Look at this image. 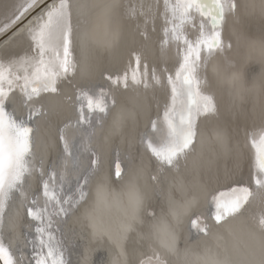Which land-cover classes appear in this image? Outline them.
Listing matches in <instances>:
<instances>
[{
    "label": "bare ground",
    "instance_id": "obj_1",
    "mask_svg": "<svg viewBox=\"0 0 264 264\" xmlns=\"http://www.w3.org/2000/svg\"><path fill=\"white\" fill-rule=\"evenodd\" d=\"M44 1L0 0V38ZM197 1L59 0L0 45V190L22 171L15 125L31 124L34 153L21 194L1 201L5 264L48 250L56 264H264V0H220L217 50ZM187 65L192 89L178 75ZM196 92L212 111L182 151ZM242 189L248 205L215 223V201ZM35 209L61 242L36 258ZM193 217L206 235L190 231Z\"/></svg>",
    "mask_w": 264,
    "mask_h": 264
},
{
    "label": "water",
    "instance_id": "obj_2",
    "mask_svg": "<svg viewBox=\"0 0 264 264\" xmlns=\"http://www.w3.org/2000/svg\"><path fill=\"white\" fill-rule=\"evenodd\" d=\"M59 1V0H45L41 5H39L33 12H31V14H29L24 20H22L17 26H15L12 30H10L7 34H5L4 36H2L0 38V45L6 41L8 38H10L16 31H18L21 27L25 26L34 16L38 15L39 13H41L43 10L48 9L51 7L52 3ZM205 1H211L212 2V6L213 8H209L208 6H205L204 3ZM198 5V6H197ZM197 7L200 9L201 11V16L205 19L209 20V27L211 28V30L213 31V35L210 39V41L208 43H206V49L207 50H217L218 46L220 45V38H219V34H218V30L221 28V23L223 20V9L221 6V1L220 0H198L197 1ZM67 6H63L61 8V10H66ZM65 42H66V51L67 53H69L70 49H71V39H72V35L71 32L65 31ZM68 57L71 56V54H67ZM183 67V66H182ZM190 66H186L183 68V70H180L179 72V77L182 76V74H186V78L185 80H187V82L189 83V85L187 86V88H194L195 87V80L193 78V75L190 71V69L188 68ZM179 80V78H178ZM180 81V80H179ZM176 92H174L175 94ZM175 96H179V93H176ZM194 98H198L201 102V105H197V103L195 104L196 99L194 101V109L189 113L191 119L190 121H188L187 125H186V130H188V138L189 140L187 141L188 145L186 143H184L183 141H177L178 143V147L182 150L185 151L188 148H191L194 143H195V139H196V124L195 121H197V119L199 117L205 116L206 114L210 113L212 111L211 106H210V101L205 98V97H198V93L196 92V94H193ZM181 107H175L173 113L176 114V116H173L175 118H171V121H174L177 119V117L180 115V109ZM174 115V114H173ZM22 125H15L16 129L21 131L22 133V137H23V142L25 145V151L22 154L23 158H22V163L20 165V168L22 169V171L18 172V174L15 176V179L11 182V180L6 184V186L0 190V209H1V201H2V209L4 207V210H6V205L8 204V202L11 200V195L12 193L16 192L18 194H21L20 189L22 188L21 185L23 184L21 182L22 177L24 176V172L29 173L30 171H32L30 168L32 161H33V149H32V128H31V124L29 123H21ZM4 134L6 136H8V132L7 130L4 132ZM178 140V138H177ZM114 167V174L117 176L116 178H119V175L122 172V164L121 162L116 158L115 162L113 164ZM9 169H12V166H9ZM9 169L7 170V174L6 176L3 178V180L5 179H10L11 176V172L9 171ZM254 169L256 172L262 174L264 176V153L259 155L257 154V157L255 158V162H254ZM23 172V174H22ZM20 173V174H19ZM25 177V176H24ZM2 180V181H3ZM256 182V181H255ZM258 183L256 182V185ZM241 195L242 197L239 199V197L235 196V194L231 195V196H223V198L217 199L213 205V210L210 213L211 217L213 218V220L215 221V223L220 224L221 222H223L224 220H227V218H232L237 216L238 214H240L244 208L248 205V202L250 201V192L247 189H242L241 190ZM46 197H48L53 204H57L58 203V198L57 195H55L54 190H48ZM224 200H228L230 201L233 205L232 206H227L224 202ZM33 216L37 219V221H39V229L37 230L38 232V243H39V252L36 253L35 258L37 255H39V253L43 252L45 250V248L48 250L50 248L49 243L54 245L60 244L61 242L59 240V238L57 239L52 231H54V229H52V227L48 224V222H45L44 220H46L47 217V213L46 210H40V209H35L33 210ZM225 218L223 220H221V218ZM189 228L190 231L192 233H194L195 235H206L207 231H208V227L205 224V222L199 218V217H193L190 221L189 224ZM52 230V231H51ZM57 241V242H56ZM44 247V248H43ZM43 248V251H42ZM0 249L2 250V252H4L7 256V258L9 259L8 261H10V256L7 252L6 249L0 247ZM53 253L54 251L51 250ZM57 253H60V250H57ZM1 252H0V264H5V262H3V257L1 256ZM66 255L65 251L63 252V254L61 255V257H64ZM51 253L48 250L47 253V257L46 254H42L41 255V263L39 264H56L55 263V259L52 260L51 257ZM60 256V254H59ZM5 259V257H4ZM51 261V262H49ZM11 264V263H10Z\"/></svg>",
    "mask_w": 264,
    "mask_h": 264
}]
</instances>
